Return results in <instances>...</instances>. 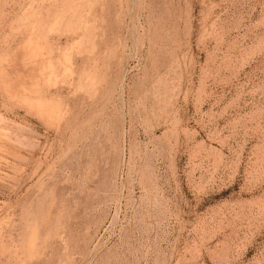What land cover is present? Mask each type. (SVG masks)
<instances>
[{"label":"rangeland","instance_id":"rangeland-1","mask_svg":"<svg viewBox=\"0 0 264 264\" xmlns=\"http://www.w3.org/2000/svg\"><path fill=\"white\" fill-rule=\"evenodd\" d=\"M0 264H264V0H0Z\"/></svg>","mask_w":264,"mask_h":264}]
</instances>
